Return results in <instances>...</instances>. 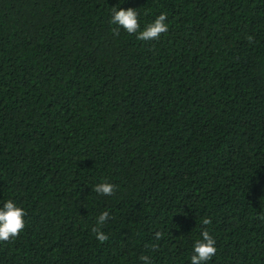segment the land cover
I'll return each mask as SVG.
<instances>
[{"label": "trees", "instance_id": "trees-1", "mask_svg": "<svg viewBox=\"0 0 264 264\" xmlns=\"http://www.w3.org/2000/svg\"><path fill=\"white\" fill-rule=\"evenodd\" d=\"M113 7L169 31L116 36ZM9 199L26 227L0 264H191L204 228L206 264H264V0H0Z\"/></svg>", "mask_w": 264, "mask_h": 264}, {"label": "clouds", "instance_id": "clouds-1", "mask_svg": "<svg viewBox=\"0 0 264 264\" xmlns=\"http://www.w3.org/2000/svg\"><path fill=\"white\" fill-rule=\"evenodd\" d=\"M167 14L161 13L154 22L148 24L141 30L139 22V13L134 8H119L113 7L111 23L116 27L113 28V34L119 36V29H124L129 34H136L137 39L141 41L158 40L162 34L169 31V26L166 23ZM249 42L253 41V37H248ZM86 159V158H85ZM117 190V186L110 182H101L95 185L93 191L102 195H113ZM26 211L23 207L9 199L0 207V242H9L17 239L26 227ZM110 218L108 211L102 212L97 217V223L92 227L91 231L96 235V238L101 242H105L109 237L102 231V226ZM210 217H205L202 224L211 225ZM202 238L195 241L194 254L191 256V264H206L212 260L217 253L216 240L207 228L201 233ZM156 239H162L163 233L157 231ZM140 260L143 264H151V258L142 255Z\"/></svg>", "mask_w": 264, "mask_h": 264}]
</instances>
